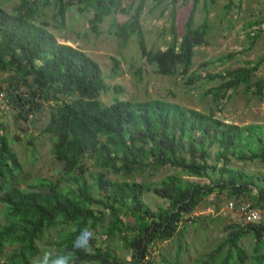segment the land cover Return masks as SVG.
Here are the masks:
<instances>
[{"label":"trees","instance_id":"16d2710c","mask_svg":"<svg viewBox=\"0 0 264 264\" xmlns=\"http://www.w3.org/2000/svg\"><path fill=\"white\" fill-rule=\"evenodd\" d=\"M147 1L14 0L9 8L0 3V72L6 84L1 93L17 110L18 126L48 107L40 135L48 134L50 152L62 164L58 179L21 186L23 166L11 144L16 138L0 133V264H35V258L42 264L45 253L50 259L72 253L75 264H149L150 246L180 233L182 221L194 219L188 214L215 190L238 200L244 196L264 209V185L232 165L233 160L264 163V125L226 123L211 106L203 112L161 98L114 96L104 103L99 94L111 87L98 62L80 48L59 42L48 29L50 22L38 20L50 6L53 19L63 26L67 10L76 8L91 13L89 30L98 35L107 16L127 14L125 20L112 19L109 32L124 42L135 35L145 61L158 73L182 76L187 86L217 81L203 92L211 103L231 98L239 88L251 96L263 95L264 76L256 72L264 58L205 74L191 69L195 48L207 43V0L199 23L195 15L201 0H184L189 12L179 36L178 0H150L151 11L164 5L162 14L170 7L171 41L158 50L147 48L141 27ZM231 57L218 56L199 68ZM113 59L115 72L118 60ZM164 167L174 171L155 181L134 177L160 173ZM149 191L168 205L150 208L144 200ZM81 229L90 237L89 251L74 247ZM224 229L225 235L196 264H264V220L231 221ZM245 237L253 240L250 250L241 243ZM120 248L127 249L132 260L121 258Z\"/></svg>","mask_w":264,"mask_h":264},{"label":"rangeland","instance_id":"374dc122","mask_svg":"<svg viewBox=\"0 0 264 264\" xmlns=\"http://www.w3.org/2000/svg\"><path fill=\"white\" fill-rule=\"evenodd\" d=\"M14 0H0L6 8L11 6ZM201 0L195 15L196 23L204 17L205 12L201 7ZM152 3L147 1L141 15V27L147 48L154 50L164 49L171 41L169 28L171 22L168 18L169 8L164 13L160 11L164 7L158 6L150 10ZM209 10L208 20L210 23L207 35V43L196 47L191 69H198L205 74L218 72L223 68L243 65L246 60L257 61L264 58V0H215L212 4L206 1ZM178 36L183 30L186 16L189 12L188 4L184 0H178L175 4ZM44 12L38 17L50 23L48 29L54 34L59 42L80 48L91 58L98 62L101 67L105 82L111 87L108 92H100L99 98L104 103H110L114 96L120 99L145 100L148 98H161L170 102H177L186 107L208 112L210 106L215 110V115L226 123L246 125L258 123L264 125V93L261 96H251L241 88L234 91L231 98L224 97L220 103H211L210 96H204L206 88L214 86L217 81H199L187 86L182 76H167L158 73L155 67L147 63L138 47L137 37L131 35L125 42L117 39L109 32L112 19L119 21L127 19L128 15L116 13L107 16L100 24V34L95 35L89 30L88 19L91 13H81L76 8L68 9L63 26L60 21L53 19V9L44 7ZM132 11V10H131ZM131 11L129 13H131ZM250 35H256L253 39ZM232 54L226 63H215L204 68L199 64L209 61L221 55ZM117 59L115 72L114 59ZM139 68L140 73L136 72ZM256 76H264V60L259 66ZM4 73L0 72V133L16 138L11 142L17 152L23 171L19 175L26 183H38L41 179L56 180L60 176L62 164L57 162L50 152V140L48 134L40 135V129L47 120L48 107L42 108L29 116L30 121L16 124L10 99L3 97V87L6 84L1 80ZM120 86L118 92L114 86ZM264 92V90H263ZM5 94V93H4ZM5 129V131H4ZM35 136L30 141L27 133ZM235 168L255 177V183L264 185V163L258 161L241 162L232 161ZM174 169L164 167L160 173L139 172L135 174L137 181H155L162 174L173 172ZM109 176H114L109 173ZM130 179V178H128ZM199 182L207 181L204 178L191 177ZM234 197H228L225 191L215 190L204 198L195 209L188 214L194 219H185L179 225L181 232L173 238L158 241L150 246V254L146 257L154 264H196L197 261L210 253L215 244L225 235L224 226L228 222H240L242 216L237 208H230L228 202ZM239 199L251 202L244 196ZM144 200L152 209L157 206H167V202L154 194L152 191L144 194ZM264 220V209H261ZM184 226V227H183ZM186 226V227H185ZM243 246L250 250L253 244L251 237L241 240ZM264 250V246H263ZM118 255L126 261L132 260L127 249L117 250ZM38 258L34 263L38 264Z\"/></svg>","mask_w":264,"mask_h":264},{"label":"built area","instance_id":"2783aa9c","mask_svg":"<svg viewBox=\"0 0 264 264\" xmlns=\"http://www.w3.org/2000/svg\"><path fill=\"white\" fill-rule=\"evenodd\" d=\"M228 206L233 209L237 208L242 216V220L246 223H259L263 220L262 212L259 208L252 206L251 202L243 200L231 199Z\"/></svg>","mask_w":264,"mask_h":264},{"label":"clouds","instance_id":"9594fccd","mask_svg":"<svg viewBox=\"0 0 264 264\" xmlns=\"http://www.w3.org/2000/svg\"><path fill=\"white\" fill-rule=\"evenodd\" d=\"M80 240L84 241L83 245L77 243ZM89 240L90 237L88 236L86 229H81L80 234L76 238L77 242H74V247L77 248L83 247L84 251H89L90 250ZM42 264H75V260L72 253H66L64 255L56 257L55 259H50V254L45 253Z\"/></svg>","mask_w":264,"mask_h":264},{"label":"crops","instance_id":"0c3cea01","mask_svg":"<svg viewBox=\"0 0 264 264\" xmlns=\"http://www.w3.org/2000/svg\"><path fill=\"white\" fill-rule=\"evenodd\" d=\"M261 210V209H260Z\"/></svg>","mask_w":264,"mask_h":264}]
</instances>
